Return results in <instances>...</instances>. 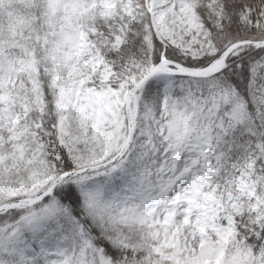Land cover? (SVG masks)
Segmentation results:
<instances>
[{"label": "snow or ice", "instance_id": "obj_1", "mask_svg": "<svg viewBox=\"0 0 264 264\" xmlns=\"http://www.w3.org/2000/svg\"><path fill=\"white\" fill-rule=\"evenodd\" d=\"M0 264H264V0H0Z\"/></svg>", "mask_w": 264, "mask_h": 264}]
</instances>
